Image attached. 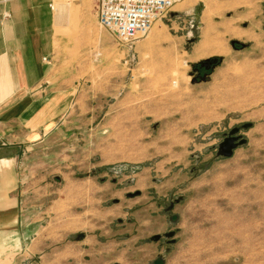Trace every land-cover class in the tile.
Instances as JSON below:
<instances>
[{"label":"rangeland","instance_id":"374dc122","mask_svg":"<svg viewBox=\"0 0 264 264\" xmlns=\"http://www.w3.org/2000/svg\"><path fill=\"white\" fill-rule=\"evenodd\" d=\"M52 3L65 58L49 80L72 100L63 143L20 148L26 196L42 177L54 202L39 235L48 252L17 264H264V0H183L129 51L99 25L98 0ZM236 126L247 142L217 156ZM85 210L84 244L74 232Z\"/></svg>","mask_w":264,"mask_h":264},{"label":"crops","instance_id":"0c3cea01","mask_svg":"<svg viewBox=\"0 0 264 264\" xmlns=\"http://www.w3.org/2000/svg\"><path fill=\"white\" fill-rule=\"evenodd\" d=\"M63 27L52 0H0V264H17L28 253L48 252L50 246L42 243L46 236L40 242L39 235L49 224V202L54 201L49 199L52 192L48 189L53 183L40 185L42 177L34 178V195L32 199L26 196L20 148L25 146L32 154L44 153L65 140L61 121L72 92L49 80L56 60L65 58L63 53L57 58L56 51L64 41ZM66 174L68 190L64 185L61 199L70 203L72 181L70 172ZM97 191L95 186L89 195L95 204ZM84 200L82 205H87L88 197L84 196ZM95 204L92 211L98 214L94 218H101L102 211ZM65 211L64 223L70 225V206ZM79 216V224L85 225L74 232V237L85 244L87 234L82 229L93 220L87 218L86 210ZM69 227L57 234L66 236L72 231ZM81 234L83 237L78 239ZM156 234L159 231L151 235ZM150 242L144 239L145 244ZM90 243L95 245L96 240Z\"/></svg>","mask_w":264,"mask_h":264},{"label":"built area","instance_id":"2783aa9c","mask_svg":"<svg viewBox=\"0 0 264 264\" xmlns=\"http://www.w3.org/2000/svg\"><path fill=\"white\" fill-rule=\"evenodd\" d=\"M183 0H98L99 25L113 34L128 51L154 24L172 13ZM53 8V6H52Z\"/></svg>","mask_w":264,"mask_h":264},{"label":"water","instance_id":"95a60500","mask_svg":"<svg viewBox=\"0 0 264 264\" xmlns=\"http://www.w3.org/2000/svg\"><path fill=\"white\" fill-rule=\"evenodd\" d=\"M232 44L234 45L235 42L233 41ZM251 126H252V123H245L242 125V128L246 130ZM240 128H241L240 126H236L232 128L229 134L225 136L222 142L218 145L219 149L216 153L217 156L230 157L232 156L234 149H236L238 146H241L247 142L246 138L242 137L241 135H238ZM178 201L179 200H176V202ZM157 238L158 236L153 237V239H157Z\"/></svg>","mask_w":264,"mask_h":264},{"label":"flooded vegetation","instance_id":"af4514ba","mask_svg":"<svg viewBox=\"0 0 264 264\" xmlns=\"http://www.w3.org/2000/svg\"><path fill=\"white\" fill-rule=\"evenodd\" d=\"M213 62H211V61H206L205 63H204V65H202V66H206V67H209L211 64H212ZM176 200H179L178 202H180L181 200H182V197L180 196L179 198H177V199H175V201H173V200H171V202L169 203V206H168V209L165 211L167 214L168 213H170L171 211H172V208H173V205H174V202H176ZM177 203V202H176ZM173 233H174V231H169V236H170V238L172 237V235H173ZM154 236H158V238L157 239H155V241H159V239L160 238H162L161 237V235H159V234H156V235H154ZM153 236V237H154ZM83 237V235L81 234L80 236H78V239L79 238H82ZM173 240L172 239H170V241L169 242H172ZM171 244V243H170ZM160 259H161V261L163 260V256H160Z\"/></svg>","mask_w":264,"mask_h":264},{"label":"bare ground","instance_id":"6f19581e","mask_svg":"<svg viewBox=\"0 0 264 264\" xmlns=\"http://www.w3.org/2000/svg\"><path fill=\"white\" fill-rule=\"evenodd\" d=\"M206 46H207V45H204V47H203V48H204V52H203V53H207V52L205 51ZM214 51H218V52H220V51H221V47L218 46L216 49H214ZM164 58H167V55H164V56H163V59H164Z\"/></svg>","mask_w":264,"mask_h":264}]
</instances>
